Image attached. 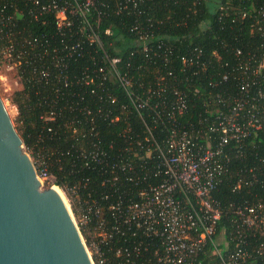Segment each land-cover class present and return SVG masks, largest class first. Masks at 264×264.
<instances>
[{"label": "built area", "instance_id": "built-area-1", "mask_svg": "<svg viewBox=\"0 0 264 264\" xmlns=\"http://www.w3.org/2000/svg\"><path fill=\"white\" fill-rule=\"evenodd\" d=\"M152 1L0 0V69L14 70L13 91L22 65L55 92L82 85L92 130L98 118L124 124L108 150L94 143L84 156L107 189H88L90 178L57 186L91 264H264V197L221 207L212 195L249 138L264 135V9H232L255 35L220 71L215 51L176 50L157 34L159 20L142 8ZM33 164L41 185L55 186L45 160Z\"/></svg>", "mask_w": 264, "mask_h": 264}, {"label": "trees", "instance_id": "trees-1", "mask_svg": "<svg viewBox=\"0 0 264 264\" xmlns=\"http://www.w3.org/2000/svg\"><path fill=\"white\" fill-rule=\"evenodd\" d=\"M142 8L153 11H150V15L160 22L157 34L169 38L176 50L197 47L208 57L215 51L221 57L216 65L223 71L222 67L231 56L232 49L252 47L248 42L255 35L250 32L246 22L239 18L231 21L232 9H264V0H154L146 2ZM129 23L124 19L125 25ZM106 26L113 30L114 36L123 33L125 47L128 35L122 29L119 17H111ZM33 31L39 34L40 28L34 26ZM117 43L120 44V40ZM73 66L80 70L83 63ZM17 72L21 75V88L11 93L10 101L17 112L16 130L33 162L36 163L39 157L45 160L55 186L66 188L90 178L86 181L88 189L99 193L107 189L100 185L105 175L99 171V167L86 166L84 156L94 143L108 150L109 145L117 141V131L124 124L121 121L103 122L98 118L92 130L89 117L82 111L86 102L81 101V97L85 100L88 97L84 86L69 85L65 88L59 85V91L55 92L54 80L40 81L34 78L29 65L20 66ZM102 107L105 111L112 109L113 115L117 113L116 106L104 103ZM48 117L52 119L48 120ZM94 131L99 132L102 139H95ZM244 153L242 157L232 159L228 172L212 193L221 207L264 197V135L251 136ZM250 166L259 171L246 172ZM239 178L250 180V185H245L243 181L241 187L234 190ZM49 187L51 184H48ZM223 222L222 219L220 227Z\"/></svg>", "mask_w": 264, "mask_h": 264}, {"label": "water", "instance_id": "water-1", "mask_svg": "<svg viewBox=\"0 0 264 264\" xmlns=\"http://www.w3.org/2000/svg\"><path fill=\"white\" fill-rule=\"evenodd\" d=\"M0 264H91L67 206L42 189L1 95Z\"/></svg>", "mask_w": 264, "mask_h": 264}, {"label": "rangeland", "instance_id": "rangeland-1", "mask_svg": "<svg viewBox=\"0 0 264 264\" xmlns=\"http://www.w3.org/2000/svg\"><path fill=\"white\" fill-rule=\"evenodd\" d=\"M0 74L5 77V79H0V95L4 101V104L8 110V113L16 127V117H17V112L15 110V107L12 105L10 101L11 93L15 88L14 86V70L7 69L6 67H2L0 69ZM25 149V148H24ZM32 160V159H31ZM33 162V160H32ZM47 182L43 183L42 189H47L48 188ZM63 193V192H62ZM64 195V193H63ZM66 198V196L64 195Z\"/></svg>", "mask_w": 264, "mask_h": 264}, {"label": "bare ground", "instance_id": "bare-ground-1", "mask_svg": "<svg viewBox=\"0 0 264 264\" xmlns=\"http://www.w3.org/2000/svg\"><path fill=\"white\" fill-rule=\"evenodd\" d=\"M53 190L61 197L64 204L67 206L66 198L64 197L62 191L57 186H52Z\"/></svg>", "mask_w": 264, "mask_h": 264}, {"label": "clouds", "instance_id": "clouds-1", "mask_svg": "<svg viewBox=\"0 0 264 264\" xmlns=\"http://www.w3.org/2000/svg\"><path fill=\"white\" fill-rule=\"evenodd\" d=\"M0 79H2V78H0Z\"/></svg>", "mask_w": 264, "mask_h": 264}]
</instances>
